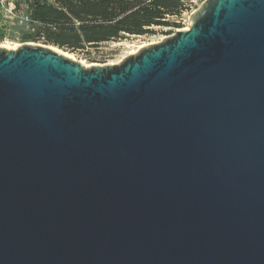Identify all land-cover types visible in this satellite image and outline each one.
I'll return each mask as SVG.
<instances>
[{
  "label": "water",
  "instance_id": "obj_1",
  "mask_svg": "<svg viewBox=\"0 0 264 264\" xmlns=\"http://www.w3.org/2000/svg\"><path fill=\"white\" fill-rule=\"evenodd\" d=\"M0 264H264V0L113 64L0 48Z\"/></svg>",
  "mask_w": 264,
  "mask_h": 264
},
{
  "label": "trees",
  "instance_id": "obj_2",
  "mask_svg": "<svg viewBox=\"0 0 264 264\" xmlns=\"http://www.w3.org/2000/svg\"><path fill=\"white\" fill-rule=\"evenodd\" d=\"M181 1L23 0L34 27L26 39L43 38L46 44L73 51L122 35H142L151 26H168L163 19L178 13Z\"/></svg>",
  "mask_w": 264,
  "mask_h": 264
},
{
  "label": "rangeland",
  "instance_id": "obj_3",
  "mask_svg": "<svg viewBox=\"0 0 264 264\" xmlns=\"http://www.w3.org/2000/svg\"><path fill=\"white\" fill-rule=\"evenodd\" d=\"M22 1L23 0H0L1 4H20V6L23 4ZM203 1L204 0H182L179 3L181 4V9L178 13L165 16L163 19V21L169 25L151 26L148 28L150 33L142 35H122V38L118 40H109L95 46H85L82 49L73 51L46 44L41 39H26L31 32L27 29V26L20 24L16 17L8 14L6 10L0 8V44L12 47L15 44L20 46L24 43H34L63 51L73 56L76 61H82L87 65H98L106 62L113 64L127 56V53L133 48V46L136 47L141 44L148 45L157 42L160 37L169 36L176 29L184 28L187 25L186 23L188 22L190 12L194 11Z\"/></svg>",
  "mask_w": 264,
  "mask_h": 264
},
{
  "label": "built area",
  "instance_id": "obj_4",
  "mask_svg": "<svg viewBox=\"0 0 264 264\" xmlns=\"http://www.w3.org/2000/svg\"><path fill=\"white\" fill-rule=\"evenodd\" d=\"M0 8L6 10L8 12V14L16 17L18 19V22L20 24L26 25L27 26V29H29L31 32H34V27L31 25V20H30L28 14L25 13V10H24L26 8V6H24V5L22 6L21 5L17 9L15 4H1V2H0ZM192 12H190V14ZM186 26L184 28H186ZM181 29H183V28H181ZM42 39L43 38H41V40ZM107 63L109 64V62H106L104 64H107ZM104 64H98V65H104Z\"/></svg>",
  "mask_w": 264,
  "mask_h": 264
},
{
  "label": "bare ground",
  "instance_id": "obj_5",
  "mask_svg": "<svg viewBox=\"0 0 264 264\" xmlns=\"http://www.w3.org/2000/svg\"><path fill=\"white\" fill-rule=\"evenodd\" d=\"M186 28H187V26H186ZM175 31H179V29H176ZM174 31V32H175ZM164 37H160V39H158L157 41H160V40H162ZM152 42V41H151ZM155 43V42H154ZM151 44V43H150ZM144 46H146V44H141V45H138V46H133V48L127 53V54H133V53H135L137 50H139L140 48H142V47H144ZM18 47V45L17 44H15V45H13L12 47H10V46H5V45H2V44H0V48H4V49H6V50H12V49H15V48H17ZM47 47H49V46H47ZM49 48H51V49H53V50H56V51H58V52H60L63 56H65V57H67V58H70V59H72V60H76L73 56H71V55H69V54H67V53H65V52H63V51H60V50H58V49H55V48H53V47H49ZM118 62V61H117ZM83 66H85V67H89V66H93V65H87V64H85L84 62H80ZM95 65H97V64H95Z\"/></svg>",
  "mask_w": 264,
  "mask_h": 264
}]
</instances>
